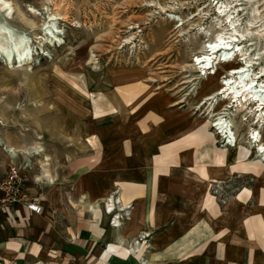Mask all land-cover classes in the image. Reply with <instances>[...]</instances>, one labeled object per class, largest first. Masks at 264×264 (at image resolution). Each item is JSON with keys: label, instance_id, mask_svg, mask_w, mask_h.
I'll return each instance as SVG.
<instances>
[{"label": "crops", "instance_id": "0c3cea01", "mask_svg": "<svg viewBox=\"0 0 264 264\" xmlns=\"http://www.w3.org/2000/svg\"><path fill=\"white\" fill-rule=\"evenodd\" d=\"M141 85L129 81L108 93L106 85L103 91L96 88L105 95L97 103H110L117 111L108 114L104 106L98 118L88 97L71 85L80 101L60 99L67 105L61 135L66 147L40 146L39 154L24 138L0 132V172L30 159L37 173L31 174L36 181L27 192L39 198L42 210L35 214L14 206L0 214V264H60L58 255L76 252L70 233L78 218L82 264L90 263L91 228L102 253L105 242L119 251L129 242L148 243L146 257L135 256L141 264H264L259 223L264 209H250L246 187L234 192L233 176L248 175L231 169L238 155L229 161L220 152L222 162L217 163L219 152L202 123L187 111L172 109L174 101L165 93ZM9 145L15 150L13 161ZM108 198L115 216H128L119 228L96 223L91 212L93 205L102 213ZM102 253L97 258L101 264H127L122 256L102 260Z\"/></svg>", "mask_w": 264, "mask_h": 264}, {"label": "rangeland", "instance_id": "374dc122", "mask_svg": "<svg viewBox=\"0 0 264 264\" xmlns=\"http://www.w3.org/2000/svg\"><path fill=\"white\" fill-rule=\"evenodd\" d=\"M7 1L13 12L5 23L15 34L23 35L29 41L31 56L27 63L19 65L15 53L12 61L0 53V132L24 138L32 145L31 149L66 147L68 144L61 135L65 134L62 129L67 105L60 99L80 101L70 89L71 85L81 97H88L94 117L98 118L104 112L100 110L104 106L109 107L108 114L117 113L110 103L103 106L97 103V99L105 100V95L98 92L102 86H107L104 91L108 93L111 87L138 82L151 93H165L174 101L172 109L187 111L202 123L205 135L211 138L219 152L217 163L222 162L223 154L229 161H235L238 155L237 164L231 169L248 175L233 176L234 192L246 187L248 191L244 192L250 194V209H264V156L256 153L257 143L251 136L252 132L258 133L264 143V123L256 124L260 113H255L253 106H248L244 112L224 110L229 99L222 95L213 100L205 99L212 92H221L222 82L229 77L228 70L244 66V58L252 63L249 78H255L258 84L264 83V0ZM220 7L225 11L222 14L218 11ZM2 15L0 13V23L4 22ZM48 16H55L54 25L59 34L47 35L41 31ZM230 20L235 21V31L229 28ZM181 21L184 22L182 26ZM218 34L237 35L239 39L244 36L237 44L246 55L226 64L216 62L214 80L212 76H200L198 69L194 70L198 68L194 60ZM261 113L264 120V111ZM219 117L231 125L233 135L228 137L235 138L229 145L212 128ZM40 130L42 132L37 136ZM93 140L90 138L88 142L93 144ZM69 144H72L71 140ZM34 171L32 173H37ZM199 173L205 177L203 170ZM109 200L113 201L108 198L103 203L102 213L93 205H90L91 212L96 223L119 228L128 216H115V204ZM259 223L264 235V222L259 220ZM74 226L70 236L76 252L58 255L60 264H82L80 218ZM92 230L89 264H101L97 258L103 247L99 248L92 241L97 240V234ZM141 244L145 243L129 242L119 251L118 246L105 242L102 260L122 256L127 258V264H141L135 256L144 258L149 249L148 243L142 249Z\"/></svg>", "mask_w": 264, "mask_h": 264}, {"label": "bare ground", "instance_id": "6f19581e", "mask_svg": "<svg viewBox=\"0 0 264 264\" xmlns=\"http://www.w3.org/2000/svg\"><path fill=\"white\" fill-rule=\"evenodd\" d=\"M221 8L222 7H220L218 11H220V13L222 14L225 11L222 10ZM12 12H13L12 5L7 0H0V13L3 14L2 16L4 19V20L2 19L4 22L0 23V53L4 55L6 58H8L9 61L10 60L12 61L13 53H15L17 56L15 59L19 63V65H21L29 61V56H31V51L29 47L30 45H29V41H27V39L23 35L15 34V32L8 27L9 25L8 26L6 25L7 22L5 23V21L11 18ZM32 12L35 13L34 9L32 10ZM228 17L231 19L230 16ZM54 21H55V16H48L46 21L42 24L41 31L47 35L48 33L50 35L59 34V32L57 31L54 25ZM228 23H229V28L235 31V27H234V25H236L235 21L230 20ZM183 24L184 22L181 21L180 26H182ZM243 37L244 36H241L239 39L237 35H229V36H225L224 34L216 35L215 39L212 42H209L206 46L202 48L203 51L202 54L194 60L198 65V68H194V70L197 71L198 69L197 72L199 73L200 76H205L207 78L209 76H212V78L215 80L216 62L219 63L222 62L226 64L229 62H233L235 58L238 56L245 57L246 53H241L242 50L239 49L240 45L237 44L239 41L244 40ZM54 41H58V40L55 39ZM51 43L52 42L50 41L49 44ZM243 60H245L244 66L228 70L229 77H226L222 82L220 88L221 92H219V90L216 92H212L208 94L205 97V99L207 101L213 100L214 98L222 95L224 99H229V101L227 102L228 104L224 107L225 108L224 110L235 109L236 112H244L248 110V106H253L256 107L254 112L255 113L259 112L261 116L262 115L261 112L264 111V83L262 82L261 84L260 83L258 84V82L255 81V78H249V72L252 63L250 61H247V58H244ZM261 75L263 76V74H260V76ZM260 116H258L256 120L257 121L256 124L262 123V121L264 123V120ZM212 128H215L218 131L219 135L224 137L225 144L229 145L234 141L233 139L235 137L234 138L228 137L233 135L231 134L232 131L231 125L229 124V122H227V120L223 119V117L217 118L214 121ZM257 134L252 132L251 136L253 139H255V142L257 143L256 153L259 154L260 157H263L264 143H262L261 139H259ZM0 144L2 143L0 142ZM6 148L8 149L9 152H15L14 148L11 147L10 145L6 146ZM34 149L38 150L36 152H38L39 154L42 151L40 147H35ZM45 160H48V158ZM42 176L44 178L49 177L46 169L44 168L42 171Z\"/></svg>", "mask_w": 264, "mask_h": 264}, {"label": "built area", "instance_id": "2783aa9c", "mask_svg": "<svg viewBox=\"0 0 264 264\" xmlns=\"http://www.w3.org/2000/svg\"><path fill=\"white\" fill-rule=\"evenodd\" d=\"M8 156L12 161L16 157L12 152ZM33 169L31 160L26 159L19 164L10 163L0 175V214H9L14 206H22L35 214L41 213L39 198L30 197L27 192L28 184L36 181L31 176Z\"/></svg>", "mask_w": 264, "mask_h": 264}]
</instances>
